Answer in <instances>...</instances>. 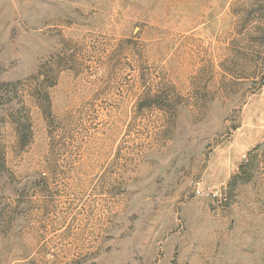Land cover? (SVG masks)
Wrapping results in <instances>:
<instances>
[{
	"label": "rangeland",
	"instance_id": "obj_1",
	"mask_svg": "<svg viewBox=\"0 0 264 264\" xmlns=\"http://www.w3.org/2000/svg\"><path fill=\"white\" fill-rule=\"evenodd\" d=\"M263 121L264 0H0V264H264Z\"/></svg>",
	"mask_w": 264,
	"mask_h": 264
},
{
	"label": "crops",
	"instance_id": "obj_2",
	"mask_svg": "<svg viewBox=\"0 0 264 264\" xmlns=\"http://www.w3.org/2000/svg\"><path fill=\"white\" fill-rule=\"evenodd\" d=\"M253 127L249 128L248 130V134L247 137L245 139L246 145L244 147H241L242 144H237L235 147V151L233 152V158L235 159V168L232 171V173H236L239 169V165L241 162V158H240V154H242V156H244L247 152H249L250 150H252L254 147H256L259 143H262L261 149L260 150H256V152H254L253 156L257 155L258 158L261 159L260 165L263 168V184H264V121L263 123H253ZM256 135H262V137L258 140ZM240 147V148H239ZM259 160V159H258ZM264 189V188H263ZM263 200H264V196H263ZM264 207V204H263Z\"/></svg>",
	"mask_w": 264,
	"mask_h": 264
},
{
	"label": "built area",
	"instance_id": "obj_3",
	"mask_svg": "<svg viewBox=\"0 0 264 264\" xmlns=\"http://www.w3.org/2000/svg\"><path fill=\"white\" fill-rule=\"evenodd\" d=\"M244 156H246V155H244ZM203 192L204 191L201 188L196 189L197 195H201ZM204 193H206V195H210L212 198H214L215 200H217L221 203L227 200V193L220 188H213V189H211V191L204 192Z\"/></svg>",
	"mask_w": 264,
	"mask_h": 264
},
{
	"label": "trees",
	"instance_id": "obj_4",
	"mask_svg": "<svg viewBox=\"0 0 264 264\" xmlns=\"http://www.w3.org/2000/svg\"><path fill=\"white\" fill-rule=\"evenodd\" d=\"M258 149H259L258 147H255V148H253L252 150H250V151L247 153L248 157H249V158H253V157L255 158L256 155L253 156V154H254V152H256V150H258ZM243 170H244V166H243L242 164H240V165H239V169H238V171H237L236 173H234V179H237V178L241 177V174L243 173Z\"/></svg>",
	"mask_w": 264,
	"mask_h": 264
}]
</instances>
